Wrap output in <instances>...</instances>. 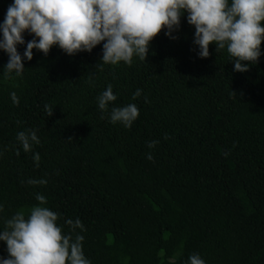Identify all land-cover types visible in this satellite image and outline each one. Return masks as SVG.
I'll use <instances>...</instances> for the list:
<instances>
[{"label": "trees", "instance_id": "1", "mask_svg": "<svg viewBox=\"0 0 264 264\" xmlns=\"http://www.w3.org/2000/svg\"><path fill=\"white\" fill-rule=\"evenodd\" d=\"M11 3L0 0V23ZM164 31L145 61L96 70L102 45L74 56L33 50L9 78L0 51V230L18 210L27 216L39 193L64 232L65 220L82 222L71 234L83 236L91 264H186L193 253L206 264H264V39L239 73L226 49L210 44L197 57L186 17L175 39ZM108 84L117 99L102 114L96 98ZM129 103L139 108L132 126L110 123L111 107ZM24 129L40 141L29 152L16 140Z\"/></svg>", "mask_w": 264, "mask_h": 264}, {"label": "clouds", "instance_id": "2", "mask_svg": "<svg viewBox=\"0 0 264 264\" xmlns=\"http://www.w3.org/2000/svg\"><path fill=\"white\" fill-rule=\"evenodd\" d=\"M182 17L194 27L192 43L198 58H207L212 44L218 53L226 49L233 71L245 73L262 55L264 0H12L0 23V51L8 57L3 75L21 76L25 70L22 61H31L33 50L46 56L54 46L74 56L91 53L102 45L95 70L106 64H130L133 55L145 61L153 37L164 29L166 37L175 39L173 32L179 30ZM25 33L33 37L26 45ZM17 46H24L22 55ZM140 95L141 89H136L132 99ZM10 98L18 103L15 92L10 93ZM116 99L108 84L96 98L97 107L103 114ZM45 111L49 116L53 112L48 105ZM138 115L137 105L129 103L111 107L108 120L130 128ZM16 140L24 152L40 142L32 129L17 132ZM158 143L149 141L147 147L152 149ZM146 158L152 160L151 152ZM39 159V154L33 153V160ZM27 183L45 185L47 181L29 179ZM35 199L38 203L27 216L23 209L18 210L0 230V242L7 251L0 264H91L82 250L83 236L76 234L73 238L71 234L75 229L83 230L82 222L78 218L65 220L69 232H64L57 223L59 214L44 206L46 197L37 193ZM186 264L206 262L193 253Z\"/></svg>", "mask_w": 264, "mask_h": 264}]
</instances>
